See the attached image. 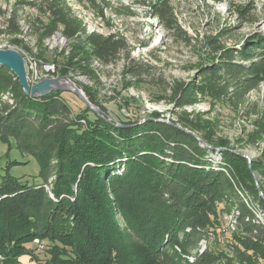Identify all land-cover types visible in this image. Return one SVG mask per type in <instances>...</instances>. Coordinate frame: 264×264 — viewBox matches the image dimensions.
Here are the masks:
<instances>
[{
    "label": "trees",
    "instance_id": "trees-1",
    "mask_svg": "<svg viewBox=\"0 0 264 264\" xmlns=\"http://www.w3.org/2000/svg\"><path fill=\"white\" fill-rule=\"evenodd\" d=\"M28 5L39 12L37 34L59 32L72 42L62 75L92 78L96 61L106 67L123 55L129 59L124 36L85 33L66 0ZM152 11L167 32L179 30L169 0H158ZM5 33L21 43L17 12L5 20ZM250 42L242 53L249 63H236L235 54L225 51L221 66L202 70L199 85L172 87L170 102L183 107L199 96L216 97L224 88L222 74L232 76L242 94L264 84V35ZM141 66L131 61L126 68L139 84L145 76ZM6 94L12 104L3 99ZM86 94L106 113L93 92ZM89 113L87 107L75 115L62 92L29 96L15 73L0 65V143L33 158L40 180L31 185L12 176L20 162L9 153L0 159L5 163L0 165V264H24V257L32 264H183L182 257L197 252L208 235L216 237L223 217L231 215L237 230L225 249L196 253L193 264H264V222L242 198L251 197L264 212L250 170L264 175V161L249 166L233 149L204 137L214 149L202 147L185 131L195 129L188 118H179L177 127L158 121V114L144 122L115 123L94 113L92 120ZM257 128L264 136V118ZM215 149L222 150L220 163L210 160ZM37 239L48 256L42 263L32 247Z\"/></svg>",
    "mask_w": 264,
    "mask_h": 264
},
{
    "label": "rangeland",
    "instance_id": "rangeland-1",
    "mask_svg": "<svg viewBox=\"0 0 264 264\" xmlns=\"http://www.w3.org/2000/svg\"><path fill=\"white\" fill-rule=\"evenodd\" d=\"M36 1L0 0V50L18 54L24 60L27 74L37 67L38 83L66 77L86 96L89 90L93 92L106 114L116 122H144L149 116L158 114V121L181 127L177 124L179 118H188L195 129L186 130L201 139L204 137L233 149L249 162V166L254 160L264 161V136L257 128L264 118L263 84L242 94L233 85L234 78L222 74L219 83L224 88L216 97L199 96L195 104L183 107L170 102L172 87L199 85L202 70L221 66L225 51L235 54L234 62L249 63L242 53L256 35H264V0H169L179 27L175 32H167L153 15L152 5L158 0H66L85 33L106 36L119 33L129 43V59L123 55L115 64L106 67L96 61L93 65L96 76L92 78L62 75L64 58L69 56L72 42L65 37L62 39L59 32L50 37H41L35 32L39 12L28 4ZM16 12L21 28L19 45L5 33V20ZM40 19L48 23L45 17ZM131 61L143 65L144 82L139 84L127 76L126 68ZM41 63L54 65L55 71L47 73ZM30 79L27 77L28 81ZM62 85L66 87L65 83ZM67 88L73 87L67 84ZM63 97L75 115L87 108L73 92H63ZM3 99L11 103L12 95L6 94ZM88 117L93 120L94 114L89 113ZM12 148L9 150L8 145L0 143L1 160L9 153L10 160L20 162L12 168L11 175L31 185L39 183L40 180L36 179L38 163L28 155H21L15 145ZM214 152L216 155L209 157L210 160L220 163L222 151ZM0 165L5 166L4 161ZM250 170L261 187H258L259 196L260 192L264 195V175L258 168L250 166ZM242 198L254 209L257 219L264 222V212L259 205L247 195ZM222 225V229L215 232L216 237L208 235V240L200 244L197 252L189 257L183 256V264H193L196 253L201 255L209 248L224 250L231 234L237 230V219L234 215L223 217ZM34 245L35 254L41 263L44 262L47 253L40 252ZM21 261L32 264L28 257Z\"/></svg>",
    "mask_w": 264,
    "mask_h": 264
},
{
    "label": "water",
    "instance_id": "water-1",
    "mask_svg": "<svg viewBox=\"0 0 264 264\" xmlns=\"http://www.w3.org/2000/svg\"><path fill=\"white\" fill-rule=\"evenodd\" d=\"M0 65L2 66H6L8 68H10L15 75L18 77L20 84L22 85L24 91L26 93H28L29 96L31 97H43L46 96L47 94H49L50 92H73L76 96H78L82 102H84L87 107H89L91 109V111L100 116V118H104L109 122H115L113 119H111V117H109L99 106H97V104H93L90 102V100L87 98V96L83 93V91H81L80 89H78L77 87H75L73 85V83L68 79V78H63L60 80H44L41 81L40 83L31 86L27 80V73L24 66V60L16 53H14L13 51H1L0 50ZM58 82V83H62V82H67L69 83L71 86H73V88H67L63 85H58V86H54V87H50L51 84ZM117 126H122L121 124L117 123ZM187 133L191 134L196 141H198L200 143V145L202 147L205 148H209V149H214L213 147L209 146L208 144H206L200 137L196 136L195 134H193L190 131L185 130ZM217 151H222L221 149H215ZM247 158V157H246ZM250 161V160H249ZM259 189V188H258ZM260 191V189H259ZM260 196L264 199V195L262 192H260Z\"/></svg>",
    "mask_w": 264,
    "mask_h": 264
},
{
    "label": "built area",
    "instance_id": "built-area-1",
    "mask_svg": "<svg viewBox=\"0 0 264 264\" xmlns=\"http://www.w3.org/2000/svg\"><path fill=\"white\" fill-rule=\"evenodd\" d=\"M42 64V67L44 68V70L47 72V73H49L50 71H55V67H54V65H46V64H44V63H41ZM31 77V79H30V81H28V82H30L29 84L31 85V86H34V85H36V84H38V72H37V67H35V69H34V71L33 72H31V74H27V77ZM35 244L38 246V248L40 249V250H43L44 249V247H45V244H44V242L43 241H40L39 239H37V240H35Z\"/></svg>",
    "mask_w": 264,
    "mask_h": 264
},
{
    "label": "bare ground",
    "instance_id": "bare-ground-1",
    "mask_svg": "<svg viewBox=\"0 0 264 264\" xmlns=\"http://www.w3.org/2000/svg\"><path fill=\"white\" fill-rule=\"evenodd\" d=\"M32 1H33V0H32ZM28 30H29V29H28ZM59 35H60V34H59ZM60 36H61V35H60ZM62 39H63V37H62ZM53 73H54V72H53ZM62 83H65V84H66V87H67V84H68V87H69V85H70V84L67 83V82H62ZM62 83L60 84V83H58V82H55V83L51 84L50 87H54V86H58V85H62ZM263 85H264V84H263ZM70 87H73V86L70 85ZM230 224H231V223H230ZM191 259H192V258H191ZM191 259H190V260H191Z\"/></svg>",
    "mask_w": 264,
    "mask_h": 264
}]
</instances>
